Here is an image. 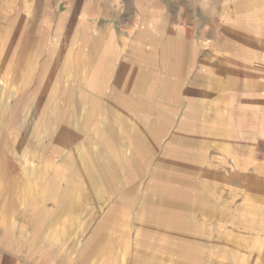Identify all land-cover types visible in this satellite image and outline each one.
I'll list each match as a JSON object with an SVG mask.
<instances>
[{
    "label": "rangeland",
    "instance_id": "1",
    "mask_svg": "<svg viewBox=\"0 0 264 264\" xmlns=\"http://www.w3.org/2000/svg\"><path fill=\"white\" fill-rule=\"evenodd\" d=\"M247 8L242 0H0V63L6 51L20 54L18 70L13 57L0 72V99L18 93L7 108L24 127L34 90L22 65L36 52L45 56L38 71L53 66L50 56L77 51L100 75L115 70L119 102L129 78L153 99L145 138L120 122L104 138L129 145V158L112 160L122 173L107 188L111 201L52 203V264H264V12ZM19 185L29 198L30 182ZM81 211L85 219L70 217Z\"/></svg>",
    "mask_w": 264,
    "mask_h": 264
},
{
    "label": "crops",
    "instance_id": "2",
    "mask_svg": "<svg viewBox=\"0 0 264 264\" xmlns=\"http://www.w3.org/2000/svg\"><path fill=\"white\" fill-rule=\"evenodd\" d=\"M242 4L250 5L247 9L251 11L264 12V0H242ZM43 54L36 52L22 65L23 81L34 90L27 101L26 127L8 113L7 107L14 105L18 93H13L11 100L0 99V264H52V203L110 202L107 188L122 173L112 160L130 156L127 143L104 141L109 129L112 131L111 123H121L132 137L145 138L147 132L144 124L153 99L148 100L141 83L138 86L131 78L122 83L123 100L119 102L113 93L115 70L106 78L100 75L98 65L84 64L79 52L71 50L63 58L50 56L53 66L39 72ZM3 55L0 72L13 59L14 51ZM19 63L17 54L12 70H18ZM20 180L30 182L29 198L20 192ZM65 207L55 210L61 213L59 218L67 219ZM83 213L70 217L85 219ZM63 226L67 235L66 224ZM76 231L85 238L89 230L81 226ZM258 249L263 250L264 244Z\"/></svg>",
    "mask_w": 264,
    "mask_h": 264
}]
</instances>
